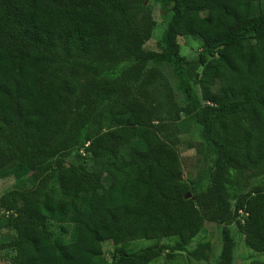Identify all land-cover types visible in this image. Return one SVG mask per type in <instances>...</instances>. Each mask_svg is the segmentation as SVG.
<instances>
[{
  "label": "trees",
  "instance_id": "trees-1",
  "mask_svg": "<svg viewBox=\"0 0 264 264\" xmlns=\"http://www.w3.org/2000/svg\"><path fill=\"white\" fill-rule=\"evenodd\" d=\"M259 1L0 0V180L33 173L0 196V230L15 234L0 251L14 264H149L176 238L171 249L207 263L210 242L187 248L210 221L223 224L214 264H231L232 200L245 245L264 256ZM155 4L171 15L164 47L146 52ZM180 37L201 41L194 60L181 56ZM190 123L197 150L214 158L203 204L177 148H194L183 136ZM64 153L67 165L56 162ZM137 240L157 243L126 249Z\"/></svg>",
  "mask_w": 264,
  "mask_h": 264
},
{
  "label": "rangeland",
  "instance_id": "rangeland-1",
  "mask_svg": "<svg viewBox=\"0 0 264 264\" xmlns=\"http://www.w3.org/2000/svg\"><path fill=\"white\" fill-rule=\"evenodd\" d=\"M253 5L256 9L264 10V0L259 2H254ZM255 9V10H256ZM152 15L156 22L155 29L153 31L152 37L142 43V48L149 52L151 50L160 51L164 47L163 38L166 32V26L169 21L171 12L170 9L162 10L160 6L153 5ZM180 54L186 60H194L201 49L202 43L198 38L194 37H180L179 40ZM166 74L168 75L170 82L174 88L175 101L179 106L183 105V100L181 94L175 89L176 80L173 78L169 68L165 66ZM200 71V68L190 69V74L192 77ZM183 118L184 115L182 114ZM184 137L193 142L194 148H188L185 144L179 145L178 152L181 157L182 169H183V178L188 182L189 185L193 184L197 188V192L200 194L202 204L205 203V194L207 190L211 187L210 175L214 170V161L213 157H206L203 153L197 150V147L200 144H203L200 137L197 134V128L194 124L184 126ZM128 148H122L119 150V166L128 168L126 165ZM67 153L61 154L57 163L67 165ZM33 173L27 174L21 180L14 178L13 176L6 177L0 180V196L8 191H10L14 185L18 182L29 178ZM104 182L107 184L108 179L105 178ZM229 213L232 216L230 222L228 223L229 230L235 241V248L233 251V260L231 264H245L252 259H261L264 260L263 255H259L256 252L250 250L244 242L243 235L238 231L236 224V217H234V201H229ZM201 209L202 205H198ZM202 210V209H201ZM250 213L248 206L245 211L242 213V216ZM241 216V217H242ZM223 224L218 222L205 221L202 231L193 239L188 250L196 247L197 245L205 242H210L212 244V256L213 259L210 262L196 261L191 258L187 251H175L171 248L176 246V238L172 239H163L159 244H167L168 249L157 259L152 261L149 264H214V260L219 256L222 247V232ZM55 231V230H54ZM14 232L12 230H0V244L8 242L14 238ZM157 242L155 240H137L129 244H126L125 247L127 250L132 252H137L141 249L151 247ZM114 246L111 242L106 241L103 243V254L101 259L110 263L112 260ZM14 252L11 250H2L0 251V264H14ZM211 260V259H210Z\"/></svg>",
  "mask_w": 264,
  "mask_h": 264
},
{
  "label": "water",
  "instance_id": "water-1",
  "mask_svg": "<svg viewBox=\"0 0 264 264\" xmlns=\"http://www.w3.org/2000/svg\"><path fill=\"white\" fill-rule=\"evenodd\" d=\"M185 198H191V194L190 193H188L187 195H186V197Z\"/></svg>",
  "mask_w": 264,
  "mask_h": 264
}]
</instances>
